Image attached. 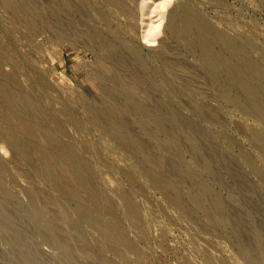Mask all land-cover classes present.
<instances>
[{
    "label": "rangeland",
    "instance_id": "1",
    "mask_svg": "<svg viewBox=\"0 0 264 264\" xmlns=\"http://www.w3.org/2000/svg\"><path fill=\"white\" fill-rule=\"evenodd\" d=\"M0 264H264V0H0Z\"/></svg>",
    "mask_w": 264,
    "mask_h": 264
},
{
    "label": "bare ground",
    "instance_id": "2",
    "mask_svg": "<svg viewBox=\"0 0 264 264\" xmlns=\"http://www.w3.org/2000/svg\"><path fill=\"white\" fill-rule=\"evenodd\" d=\"M117 2V1H116ZM191 20V22L189 23L190 25H191V23L193 24L194 23V18L193 17H191L190 18ZM199 23V22H198ZM200 24V23H199ZM160 26H161V23H159V24H157L153 29H151V32L153 33V32H155L156 30H158L159 28H160ZM202 26H203V24H202ZM151 33V35H149V36H147V37H145V38H147V41L148 42H155L156 41V36L155 35H153ZM220 34V33H219ZM218 37V36H217ZM219 39H221V40H224V38L223 37H218ZM107 41V40H106ZM227 41V40H226ZM107 43V42H106ZM208 43V42H207ZM104 48V47H103ZM109 49H110V47H109ZM212 59L213 58H211V61L210 62H213L212 61ZM214 61H215V59H214ZM122 69V68H121ZM2 92H4V91H2Z\"/></svg>",
    "mask_w": 264,
    "mask_h": 264
}]
</instances>
